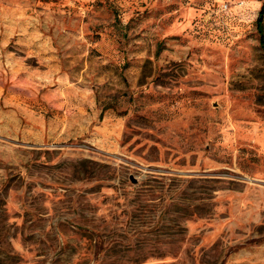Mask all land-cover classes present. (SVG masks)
<instances>
[{
    "label": "rangeland",
    "instance_id": "374dc122",
    "mask_svg": "<svg viewBox=\"0 0 264 264\" xmlns=\"http://www.w3.org/2000/svg\"><path fill=\"white\" fill-rule=\"evenodd\" d=\"M263 4L0 0V264H264Z\"/></svg>",
    "mask_w": 264,
    "mask_h": 264
},
{
    "label": "trees",
    "instance_id": "16d2710c",
    "mask_svg": "<svg viewBox=\"0 0 264 264\" xmlns=\"http://www.w3.org/2000/svg\"><path fill=\"white\" fill-rule=\"evenodd\" d=\"M257 28H258V31L260 34V45H261L262 49L264 50V4L262 6V9L260 11V15H259L258 20H257Z\"/></svg>",
    "mask_w": 264,
    "mask_h": 264
}]
</instances>
